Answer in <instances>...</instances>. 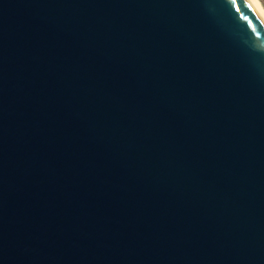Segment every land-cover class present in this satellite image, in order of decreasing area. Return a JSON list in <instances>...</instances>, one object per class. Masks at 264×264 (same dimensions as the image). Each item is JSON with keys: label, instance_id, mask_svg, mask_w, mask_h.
I'll list each match as a JSON object with an SVG mask.
<instances>
[{"label": "water", "instance_id": "obj_1", "mask_svg": "<svg viewBox=\"0 0 264 264\" xmlns=\"http://www.w3.org/2000/svg\"><path fill=\"white\" fill-rule=\"evenodd\" d=\"M0 264H264L247 0H0Z\"/></svg>", "mask_w": 264, "mask_h": 264}, {"label": "bare ground", "instance_id": "obj_2", "mask_svg": "<svg viewBox=\"0 0 264 264\" xmlns=\"http://www.w3.org/2000/svg\"><path fill=\"white\" fill-rule=\"evenodd\" d=\"M264 23V9L259 0H247Z\"/></svg>", "mask_w": 264, "mask_h": 264}, {"label": "rangeland", "instance_id": "obj_3", "mask_svg": "<svg viewBox=\"0 0 264 264\" xmlns=\"http://www.w3.org/2000/svg\"><path fill=\"white\" fill-rule=\"evenodd\" d=\"M259 1H260L261 5H262V7L264 9V0H259Z\"/></svg>", "mask_w": 264, "mask_h": 264}]
</instances>
